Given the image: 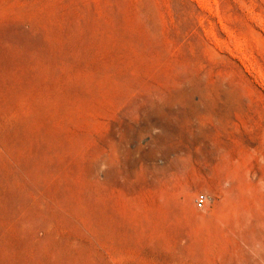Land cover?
<instances>
[{
	"label": "rangeland",
	"instance_id": "rangeland-1",
	"mask_svg": "<svg viewBox=\"0 0 264 264\" xmlns=\"http://www.w3.org/2000/svg\"><path fill=\"white\" fill-rule=\"evenodd\" d=\"M0 264H264V0H0Z\"/></svg>",
	"mask_w": 264,
	"mask_h": 264
},
{
	"label": "built area",
	"instance_id": "built-area-1",
	"mask_svg": "<svg viewBox=\"0 0 264 264\" xmlns=\"http://www.w3.org/2000/svg\"><path fill=\"white\" fill-rule=\"evenodd\" d=\"M206 200H207L206 196H204V195H199V196L197 197V199H196V204H197V206H198L199 208H203V206H204L205 203H206Z\"/></svg>",
	"mask_w": 264,
	"mask_h": 264
}]
</instances>
